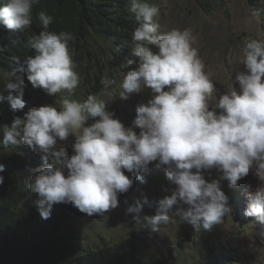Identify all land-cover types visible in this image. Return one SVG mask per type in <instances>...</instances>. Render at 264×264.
<instances>
[{
    "label": "clouds",
    "instance_id": "clouds-1",
    "mask_svg": "<svg viewBox=\"0 0 264 264\" xmlns=\"http://www.w3.org/2000/svg\"><path fill=\"white\" fill-rule=\"evenodd\" d=\"M38 3L4 0L0 5L1 33L35 53L13 58L16 67L6 82L0 68L1 153L28 158L25 177L12 162L0 161V187L32 193L33 214L45 220L51 213L65 217L63 231L67 223L99 219L117 209L119 196L135 181L142 185V173L154 164L158 175L164 170L162 186H173L171 192L163 189L153 215H140L145 206L152 207L143 193L126 214L151 232L168 223L170 213L196 232H211L232 212L221 182L235 191L251 172L259 187L248 194L244 215L264 225V39H244L238 57L244 70L232 79L238 88L230 87L217 98L218 89L193 47L196 37L191 30L160 31L156 5L128 0V10L138 22L132 32L136 59H127L128 70L119 74L118 85L115 79L102 78V93L89 94L82 102L63 98L59 109L48 95L72 97L80 84L70 48L73 36L49 31L54 17L41 11L37 16L43 30L30 40L25 37ZM249 11L259 20L261 9ZM3 47L0 41V51ZM146 89L151 98L137 106L132 126L126 127L108 110L117 97L127 100ZM40 90L46 94L34 95H41ZM60 142H72L71 156Z\"/></svg>",
    "mask_w": 264,
    "mask_h": 264
},
{
    "label": "trees",
    "instance_id": "trees-1",
    "mask_svg": "<svg viewBox=\"0 0 264 264\" xmlns=\"http://www.w3.org/2000/svg\"><path fill=\"white\" fill-rule=\"evenodd\" d=\"M154 4L153 0H148ZM4 0H0V5ZM128 0H39L33 6L32 25L23 31V35L30 38L42 31V26L37 14L45 11L54 17L53 23L49 25V31L59 33L66 31L72 34L70 48L74 49L73 59L77 65L76 71L80 76V84L72 97H61L60 95L49 96L50 101L55 103L59 109L63 98L76 99L81 102L89 94H100L103 91L102 78L115 79L117 85L122 77L121 72H126L127 59H136L132 55L134 44L132 32L138 26V22L129 12ZM160 24V22L158 21ZM160 31H162L160 29ZM0 41L4 47L0 51V68L3 70L5 82L7 74L16 67L15 57L21 59L26 53L34 55V50H27L21 44L11 43L0 31ZM30 45V44H29ZM219 80H222L219 77ZM2 81V80H1ZM114 85L113 87H116ZM42 97L46 93L43 90ZM43 91V92H42ZM219 96H217L218 98ZM102 99L109 100L107 96ZM151 98L150 90L140 94H134L127 100L118 97L109 105V111H114L115 118L120 119L126 127L132 126L136 118V108L141 103H146ZM215 96L213 102L215 101ZM4 112L0 109V124L3 121ZM138 131V130H137ZM0 136L3 132L0 130ZM69 139H75L70 136ZM0 161L12 162L13 167L19 170V175L25 177L24 167L28 158L20 156L17 152L13 154L1 153ZM164 170H159V174ZM32 193L23 194L16 190L15 186L0 187V264H157L140 263L135 257L133 241L129 238H118L107 240L100 235L99 240L91 243L83 242L77 236L76 239L63 237L62 227L65 217H59L51 213L49 219L45 220L39 214L34 215V207L31 204ZM56 206V205H54ZM37 211V210H36ZM39 216V218H36ZM248 225V224H247ZM240 229L249 231L248 226H239ZM222 245L213 252V248L204 244L205 262L217 263V257H226L224 254L228 238L218 237ZM170 245L180 253L187 243L180 234L175 240L170 238ZM166 247L165 241L159 243ZM169 256V250L165 252ZM172 264H185L178 256L168 260Z\"/></svg>",
    "mask_w": 264,
    "mask_h": 264
},
{
    "label": "rangeland",
    "instance_id": "rangeland-1",
    "mask_svg": "<svg viewBox=\"0 0 264 264\" xmlns=\"http://www.w3.org/2000/svg\"><path fill=\"white\" fill-rule=\"evenodd\" d=\"M159 8L158 21L161 30L166 32L173 28L190 29L196 37L193 47L204 64V71L218 89L217 96L233 85L236 74L243 71L238 63L242 42L247 37L264 39V0H153ZM250 8L261 9L259 20L251 17ZM219 77L222 80H219ZM233 79V80H232ZM63 144L62 142H60ZM72 142L63 144L67 155L71 156ZM154 164L149 171L142 173L144 183L135 181L132 189L119 196V207L99 219H77L64 225L62 235L79 236L83 242L91 243L100 238V233L107 239L129 238L133 241L135 257L140 263L172 264L168 260L179 257L185 264H210L205 262L204 244L216 252L222 245L219 236L229 238L227 249L228 260L219 258L218 264H264V225L255 222L253 217L244 215L248 207V194L259 187V181L251 172L239 181V187L229 188L226 181L221 188L228 196L232 209L231 216L217 225L211 232H196L186 223H178L177 218L170 215L166 224L160 225L158 232L141 229L126 209L135 203L141 193L146 195L152 207H144L143 215H153L157 210L156 201L163 197V189L171 192L173 186H162L165 177L157 174ZM127 174V173H126ZM217 173L212 172L215 178ZM240 204V205H239ZM247 219L248 223H243ZM240 221L242 223H240ZM241 224H248L249 231H241ZM180 234L187 243L183 251L177 252L169 243L170 238L178 240ZM165 241L166 247L159 245ZM169 250V256L165 252ZM220 262V263H219ZM216 264V263H213Z\"/></svg>",
    "mask_w": 264,
    "mask_h": 264
}]
</instances>
